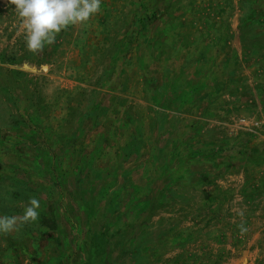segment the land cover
<instances>
[{
    "label": "rangeland",
    "instance_id": "374dc122",
    "mask_svg": "<svg viewBox=\"0 0 264 264\" xmlns=\"http://www.w3.org/2000/svg\"><path fill=\"white\" fill-rule=\"evenodd\" d=\"M199 1L175 6L235 7L252 81L238 116L203 133L101 114L99 90L84 108V68L48 65L51 44L29 52L0 0V217L17 218L0 264H264V0Z\"/></svg>",
    "mask_w": 264,
    "mask_h": 264
},
{
    "label": "crops",
    "instance_id": "0c3cea01",
    "mask_svg": "<svg viewBox=\"0 0 264 264\" xmlns=\"http://www.w3.org/2000/svg\"><path fill=\"white\" fill-rule=\"evenodd\" d=\"M177 2L186 0H102L99 13L86 23L56 35L44 61L84 68L89 83L84 108L99 90L94 108L105 115L148 116L147 132L155 131L156 115L191 118L201 133L227 126L252 91L235 7L195 15ZM70 74L76 73L67 74L75 81ZM220 115L225 118H213Z\"/></svg>",
    "mask_w": 264,
    "mask_h": 264
},
{
    "label": "clouds",
    "instance_id": "9594fccd",
    "mask_svg": "<svg viewBox=\"0 0 264 264\" xmlns=\"http://www.w3.org/2000/svg\"><path fill=\"white\" fill-rule=\"evenodd\" d=\"M102 0H7L14 6L13 11L24 30L27 50L39 53L46 45L54 42L55 37L69 26L86 23L99 13ZM39 203L31 199L23 212L25 222L38 218ZM17 225L15 216L0 217V233L13 231ZM247 229L240 225V231Z\"/></svg>",
    "mask_w": 264,
    "mask_h": 264
},
{
    "label": "trees",
    "instance_id": "16d2710c",
    "mask_svg": "<svg viewBox=\"0 0 264 264\" xmlns=\"http://www.w3.org/2000/svg\"><path fill=\"white\" fill-rule=\"evenodd\" d=\"M151 19H152V17H149V18H148V20H151ZM145 20H147V19H145Z\"/></svg>",
    "mask_w": 264,
    "mask_h": 264
}]
</instances>
